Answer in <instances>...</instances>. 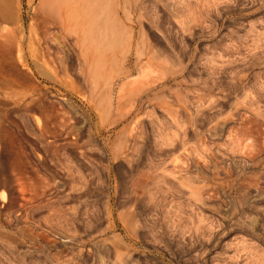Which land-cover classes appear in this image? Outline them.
I'll use <instances>...</instances> for the list:
<instances>
[{"label": "rangeland", "instance_id": "374dc122", "mask_svg": "<svg viewBox=\"0 0 264 264\" xmlns=\"http://www.w3.org/2000/svg\"><path fill=\"white\" fill-rule=\"evenodd\" d=\"M62 1L0 0V264H264V0Z\"/></svg>", "mask_w": 264, "mask_h": 264}, {"label": "bare ground", "instance_id": "6f19581e", "mask_svg": "<svg viewBox=\"0 0 264 264\" xmlns=\"http://www.w3.org/2000/svg\"><path fill=\"white\" fill-rule=\"evenodd\" d=\"M62 2L64 3V5H63L64 7H62L61 9L63 10L64 13L63 14L61 13V19L63 20V18H69L71 25L75 26L76 30L78 28H80L81 19H83V17L85 20H88L87 25H86V29H85L86 32L84 34L83 39L90 46L97 47L98 45L95 41V37H99L100 34L102 36H105L106 34H108V32H106V28L105 27L102 28L104 25L103 21H102V24H100V22H99L100 21L99 17L102 18L101 14H98V12L101 10L102 0H63ZM44 6L46 7V4ZM91 6H93V8H91ZM42 9L43 8H41V10ZM43 10H45V9H43ZM44 12H45V14H47L46 11H44ZM92 18H94L95 20H93ZM90 21H93L94 24L97 23L96 27L93 25H90ZM101 32H103L105 35L102 34ZM105 37H107V35ZM54 41H55V39H54ZM47 48H50V47L47 46ZM46 49H45V51H46ZM50 49H52V48H50ZM48 54H49V52H48Z\"/></svg>", "mask_w": 264, "mask_h": 264}]
</instances>
